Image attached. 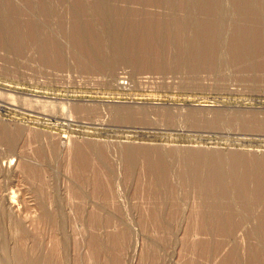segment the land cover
<instances>
[{
	"label": "rangeland",
	"instance_id": "374dc122",
	"mask_svg": "<svg viewBox=\"0 0 264 264\" xmlns=\"http://www.w3.org/2000/svg\"><path fill=\"white\" fill-rule=\"evenodd\" d=\"M188 1L0 0L2 261L264 264L249 252L264 204L216 214L193 180L211 169L191 162L264 160V0ZM216 17L218 60L201 52Z\"/></svg>",
	"mask_w": 264,
	"mask_h": 264
},
{
	"label": "bare ground",
	"instance_id": "6f19581e",
	"mask_svg": "<svg viewBox=\"0 0 264 264\" xmlns=\"http://www.w3.org/2000/svg\"><path fill=\"white\" fill-rule=\"evenodd\" d=\"M188 1V0H187ZM193 1H195V0H193ZM208 1V0H207ZM188 3H190V0L188 1ZM202 3V2H201ZM200 3V4H201ZM207 3V2H206ZM205 3V4H206ZM208 4H209V1H208ZM212 3H210L209 5H211ZM224 4V3H223ZM219 5V4H218ZM218 5L216 4V3H213L211 6L213 7L212 9L214 10V9H216L217 7H218ZM256 5V4H255ZM254 5V6H255ZM189 6H192V5H189ZM203 6V5H202ZM250 8L252 7V4H249L248 5ZM104 7V6H103ZM186 7V6H185ZM187 7H188V5H187ZM210 10V9H209ZM212 10V11H213ZM206 12H207V10H206ZM215 12V11H214ZM252 12H254V11H252ZM213 13V12H212ZM217 13V12H216ZM207 14V13H206ZM209 14V13H208ZM214 14V13H213ZM220 14V13H219ZM262 17V16H261ZM208 18V17H207ZM261 20H263V18L261 19ZM257 22V21H256ZM255 22V23H256ZM208 22H206V24H207ZM258 23V22H257ZM223 20L221 19V18H219V17H216V18H214L213 19V21L211 20V18L209 19V26H208V29H209V31L207 32V30H205L206 32H207V38L209 39L210 38V40H211V42H209L208 44H210V45H208L206 42V40H204V41H206V42H204V43H206L207 45H208V47L206 48V49H203L201 52H202V54L204 55V54H206V52H208V51H211V53H212V55L214 56V57H216V46H214L213 44H216L217 43V40L215 39L216 38V36H217V34H218V31L220 32V30H221V28H223L222 26H223ZM1 25V24H0ZM259 25V26H258ZM258 25H256V31H258L259 33H257L258 34V36H257V40L256 41H258V43H259V45L261 44V45H264V24H258ZM182 28H181V34L183 33V35L185 34V31H186V28L184 27V25L182 24ZM260 28V30H258L259 28ZM180 28V27H179ZM204 29H205V25H204ZM206 29H207V26H206ZM5 30H6V28L4 29V31H3V28H1L0 27V33H2V31H3V33H5ZM188 30V29H187ZM203 30V29H202ZM252 30V29H251ZM8 31V30H7ZM11 31V30H10ZM204 31V30H203ZM205 31H204V33H205ZM222 31V30H221ZM0 34V37H2V35H6L7 33H5V34ZM9 33V32H8ZM16 34V33H15ZM18 34V33H17ZM257 34H254V35H257ZM205 36V35H204ZM136 37V36H135ZM5 38V37H4ZM4 38H1V40L2 39H4ZM219 39V38H218ZM256 39V38H255ZM254 39V40H255ZM4 41V40H3ZM255 41V42H256ZM221 42H222V40H221ZM253 42V41H252ZM1 43V42H0ZM7 45H8V43H6ZM18 44V43H17ZM184 44V46H181V50H183V51H185L186 50V48H187V45H186V43H183ZM205 44V45H206ZM248 44H251L250 42L248 43ZM261 45H260V48H261ZM3 46H5V45H3ZM14 46H16V45H14ZM239 46V45H238ZM238 46H237V48H238ZM241 47V46H240ZM210 48V49H209ZM221 48V47H220ZM223 48V47H222ZM236 48V49H237ZM263 48H264V46H263ZM196 49H197V46H196ZM198 51H199V49H197ZM222 50V49H221ZM239 50V49H238ZM248 50V49H247ZM264 50V49H263ZM242 51L245 53V51H246V49H245V51H244V49L242 48ZM204 52V53H203ZM218 52V51H217ZM264 52V51H263ZM151 53V52H150ZM238 53V52H237ZM242 53V52H241ZM248 52H246V54H247ZM201 54V53H200ZM235 54V53H234ZM239 54V53H238ZM237 54V56H239ZM249 54V53H248ZM248 54L246 55V56H248ZM264 54V53H263ZM245 55V54H244ZM243 55V56H244ZM197 56V55H196ZM221 56V55H220ZM219 57V56H218ZM203 58V57H202ZM213 58V57H212ZM244 58V57H243ZM215 59H217L218 60V58L216 57ZM206 109H208V108H206ZM200 110V109H199ZM202 110H205V108L204 109H202ZM204 154V153H203ZM142 155V154H141ZM165 155H167V153H165ZM170 156V155H169ZM182 156V155H181ZM195 157H193L194 159H195V161H196V163H194V161H191L192 162V166L194 167V168H198L197 170L200 172V169L201 170H203V171H207V168H209V169H211V172H210V174L209 175H206L207 177H198V178H195L196 176H195V173H197L198 171L196 170H193V171H195L194 173L193 172H191V173H193V174H187L188 176L185 178L186 180H187V178L189 179V177H192L193 175H194V178L195 179H193V180H195L194 182H195V185H196V187L198 186L199 188L198 189H200L201 190V192L202 191H204L205 189H209L210 188V190L212 189V192H210L209 191V193H211V194H215V195H217L218 197V199H217V201L218 202H214L215 204H213V207L215 208V209H213L214 211L216 210V214L218 213V211H220L221 210V208L224 206V208L225 207H229V211H230V213H231V210L230 209H232L234 206L236 207V208H238V210L239 209H246V210H244V211H246V213H248L247 211V209H250L251 210V208H253V207H260V206H263V204H264V175H261L260 177L259 176H257V177H255L256 179H253L252 177H253V175H254V173H253V175H251L252 177V181L250 180V179H248V178H246V177H243V179L241 178V177H235V176H237L238 174V172H236L237 170H240L241 169V167H245V166H248V165H250V166H252V165H254V164H256V165H258V164H261L260 165V167H262L263 165H264V160H259V161H255L254 160V158H250V157H247V156H244V157H242V156H232V157H229V158H231V159H221V158H216V157H208L207 155H201V154H197L196 153V155H194ZM183 158H185V157H183ZM189 159V158H188ZM191 159V158H190ZM193 159V160H194ZM197 159V160H196ZM186 161V160H185ZM184 161V162H185ZM197 161L199 162V164H197ZM82 162H83V160H82ZM158 162H159V170L157 169V172H156V174H158L155 178L157 179L156 180V182H157V187L159 188L160 187V189L163 187V189H165V184L167 183V173H166V167H168L169 165H170V162L168 161V160H166L165 158H161V159H159L158 160ZM178 162V161H177ZM189 163V162H188ZM263 164V165H262ZM198 166H202L204 169H202V168H199ZM158 167V166H157ZM156 167V168H157ZM192 167V169H194ZM244 167H243V169H244ZM155 168V169H156ZM226 168H230V170H229V173L230 174H226V172H224L225 171V169ZM153 169H154V167H153ZM242 169V170H243ZM263 169V168H262ZM154 171H156V170H154ZM202 171V172H203ZM261 171V172H260ZM202 172H200V173H202ZM236 172V173H235ZM243 171H241L240 173H242ZM257 172V171H256ZM255 172V173H256ZM260 172V173H259ZM262 172H264V170L262 171L261 170V168H260V170L258 171V174H262ZM228 173V172H227ZM234 173L235 174H237V175H235L234 177H233V175H234ZM240 173H239V175H240ZM208 174V173H207ZM186 175V174H185ZM243 175V174H242ZM203 176H205V175H203ZM244 178H246V179H248V180H250V183H248L249 181H247L246 179H244ZM154 183V182H153ZM154 184H156V183H154ZM197 189V190H198ZM233 189H237V190H233ZM237 191L236 193H237V195H238V193L240 194V196L238 197V196H236L237 197V199L236 198H234V197H232V198H227L228 196H229V193H230V191ZM165 191V190H164ZM199 191V190H198ZM208 192V190L206 191V193ZM168 193H169V191H168ZM199 193H200V191H199ZM202 193H204L205 194V192H202ZM202 193H200V195H202ZM208 193V194H209ZM220 195H222L223 197H221ZM228 195V196H227ZM208 196V195H207ZM210 196V195H209ZM212 196V195H211ZM204 197V196H203ZM202 197V198H203ZM214 197V196H213ZM212 198V197H211ZM210 198V199H211ZM209 199V200H210ZM208 200V201H209ZM207 201V200H206ZM211 202L210 203H213L212 201H214V199H212V200H210ZM202 205H205V203L203 202V204ZM260 209V208H259ZM200 210V209H199ZM225 210V209H224ZM237 210V209H236ZM249 210V211H250ZM254 210V209H253ZM233 211V210H232ZM243 210H240V212H242ZM243 211V212H244ZM213 212V211H212ZM235 212H237V211H235V208H234V213ZM154 213V212H153ZM206 213V212H205ZM221 213V212H220ZM245 213V212H244ZM245 213V214H246ZM154 214H156V216L157 217H159L157 214L158 213H154ZM216 214H214V215H216ZM237 214V213H236ZM227 215V214H226ZM230 215V214H229ZM218 216V215H217ZM216 216V217H217ZM264 216V215H263ZM216 217H215V219H216ZM219 217H220V214H219ZM219 217H217V218H219ZM228 217V216H227ZM232 217V216H231ZM230 217V218H231ZM223 218V217H222ZM240 218H241V216H240ZM260 218H262L261 216H260ZM50 219H51V217H50ZM53 219V218H52ZM244 219V218H243ZM242 219V220H243ZM263 219V218H262ZM54 220V219H53ZM52 220V221H53ZM56 220V219H55ZM54 220V221H55ZM218 220V219H217ZM219 220H220V218H219ZM218 220V221H219ZM241 220V221H242ZM221 221V220H220ZM244 221V220H243ZM246 221V220H245ZM261 220H259V222H260ZM56 222V221H55ZM237 223H240V222H237ZM237 223H235V224H237ZM244 223V222H243ZM261 223V222H260ZM259 223V224H260ZM262 223H264V219H263V222ZM219 225H220V228L218 229V230H223V232L224 231H227V230H225V227H227L228 228V224L225 222H219L218 223ZM260 227V226H259ZM222 232V231H221ZM252 234H253V237H255L254 235H261L262 236V238H264V224H262L261 225V228L260 229H255V230H253L252 231ZM261 236H258L257 238H261ZM261 238V239H262ZM256 239V238H255ZM259 240L258 241V251H255V250H250L249 252H250V256H251V258L253 257V259H252V261H254V262H263V260H264V248H263V246H264V241H262V240ZM59 242V241H58ZM58 245V244H57ZM59 246V245H58ZM56 247V246H55ZM98 248H100L99 246H98ZM102 249V248H101ZM96 251H98V250H96ZM98 253V252H97ZM99 254V253H98ZM97 255V254H96ZM22 256L24 257L25 255L24 254H22ZM249 256V257H250ZM23 257H21V259L22 260H20L19 262H21V264H37L36 262H35V260H34V262H33V260L31 261L30 259H28V258H26V257H28V256H25L24 258ZM51 259H49V261H50ZM237 260H239V259H235V261H237ZM250 260V259H249ZM37 261H38V259H37ZM39 262V264H40V261H38ZM237 262H239V261H237ZM240 262H242V261H240ZM0 264H8V263H6L5 261H2L1 259H0ZM43 264V263H42ZM233 264H236V262L235 263H233ZM237 264H239V263H237Z\"/></svg>",
	"mask_w": 264,
	"mask_h": 264
}]
</instances>
